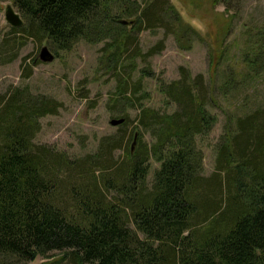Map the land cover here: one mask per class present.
<instances>
[{"label":"trees","instance_id":"obj_1","mask_svg":"<svg viewBox=\"0 0 264 264\" xmlns=\"http://www.w3.org/2000/svg\"><path fill=\"white\" fill-rule=\"evenodd\" d=\"M10 1L23 20L11 30L55 50L103 40L115 75L129 69L125 82L117 77L118 93L132 85L136 104L144 97L142 75L132 80L136 59L147 61L163 45L141 51L138 32L176 30L165 20L170 0ZM179 73L161 86L172 112L138 106L137 124L153 142L139 145L135 132L134 149L116 162L124 135L104 138L97 155L71 160L33 142L38 119L57 113L59 102L19 88L0 93V264L53 252L67 264H264V110L235 118L214 172L204 176L196 137L216 122L208 86L201 74ZM118 113L121 127L129 116ZM151 160L159 166L147 184Z\"/></svg>","mask_w":264,"mask_h":264},{"label":"rangeland","instance_id":"obj_2","mask_svg":"<svg viewBox=\"0 0 264 264\" xmlns=\"http://www.w3.org/2000/svg\"><path fill=\"white\" fill-rule=\"evenodd\" d=\"M170 4L174 12L167 11L165 20L175 22L173 33L156 27L137 34L143 52L160 41L163 45L147 61L136 59L132 80L142 75L140 92L144 94L136 104L132 85L128 84L126 95L118 93L117 77L125 82L129 69L125 66L115 75L103 40L80 39L68 50H55L46 40L26 37L21 30L13 32L5 22V9L12 5L21 13L10 0H0V93L19 88L32 97L45 95L61 104L57 113L38 119L34 143L78 160L97 155L104 138L124 135L123 146L114 153L115 162L122 161L135 132L139 145L153 142L148 129L137 124L138 106L172 112L174 104L161 86L179 79V68L184 67L192 76L203 75L208 86L207 108L216 122L209 132L196 137V143L203 155L202 175L214 172L218 149L229 138L235 118L264 110V0H170ZM177 16L179 23L174 20ZM42 46L54 55L52 62L39 59ZM29 65L32 70L27 78ZM144 69L149 75L140 73ZM124 110L129 121L112 126L110 120L122 118L118 112ZM158 166L151 160L147 184ZM44 263L67 264V260L62 253L53 252L24 264Z\"/></svg>","mask_w":264,"mask_h":264},{"label":"water","instance_id":"obj_3","mask_svg":"<svg viewBox=\"0 0 264 264\" xmlns=\"http://www.w3.org/2000/svg\"><path fill=\"white\" fill-rule=\"evenodd\" d=\"M4 19H5V22L13 28H18L23 24V20H22L20 14L14 10L12 5H8L6 7L5 12H4ZM123 22H125V21H123ZM39 59L42 62H49L50 63L53 61L54 55L50 52V50L48 49L47 46H42L40 49V53H39ZM123 122H124V118L110 120V124L112 126L121 125ZM136 137H137V134H135L134 139L132 141L131 150H133L135 147Z\"/></svg>","mask_w":264,"mask_h":264}]
</instances>
